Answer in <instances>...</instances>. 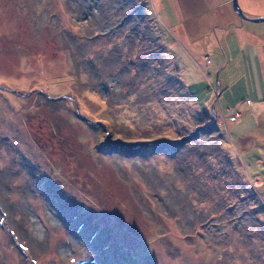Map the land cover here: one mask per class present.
Returning <instances> with one entry per match:
<instances>
[{"label":"rangeland","instance_id":"1","mask_svg":"<svg viewBox=\"0 0 264 264\" xmlns=\"http://www.w3.org/2000/svg\"><path fill=\"white\" fill-rule=\"evenodd\" d=\"M263 71L231 0H0V264H264Z\"/></svg>","mask_w":264,"mask_h":264},{"label":"trees","instance_id":"2","mask_svg":"<svg viewBox=\"0 0 264 264\" xmlns=\"http://www.w3.org/2000/svg\"><path fill=\"white\" fill-rule=\"evenodd\" d=\"M47 195V196H46ZM46 195L44 196L46 200H51L52 202L53 201H56V199L58 198H54L52 197L51 195H49L48 193H46ZM55 203V202H54ZM58 215L60 217H63L65 216L64 214H62L60 211H58ZM79 220V218H78ZM80 222V221H79ZM77 228H74V230L78 231L79 233H82L83 235H85L86 237H89V242H87V245L92 249H100L101 251H106L108 250L110 247H112L114 244H113V240L111 239H108V237L106 236H103V237H100V239L102 241H100V239H97L99 237H97L96 235H99V229H100V225L98 224L97 226H94L92 231L90 232L89 229L85 230L83 224L80 222V224H78L77 226H75ZM70 231H72V228L71 227H68ZM97 229V230H96ZM102 231V230H101ZM102 233V232H101ZM100 233V234H101ZM97 242H100L101 244L97 245ZM117 253V252H116ZM91 262L93 264H99L97 263L96 261L93 260V258H91ZM113 262H115V260L112 261V264Z\"/></svg>","mask_w":264,"mask_h":264},{"label":"water","instance_id":"3","mask_svg":"<svg viewBox=\"0 0 264 264\" xmlns=\"http://www.w3.org/2000/svg\"><path fill=\"white\" fill-rule=\"evenodd\" d=\"M231 4H232V7L234 8V10L239 13V15L242 17V18H247V19H250V20H264V15H260V14H247L243 7L241 6L239 0H231ZM12 90H17V91H20L22 94H24L25 92L24 91H21L20 89L18 88H12ZM78 107V106H77ZM215 111V110H214ZM80 116H83L81 113H79ZM190 136H186L184 139H181L179 140V142H183L185 139L189 138ZM136 149V148H135ZM134 149V150H135ZM139 149V147L137 148Z\"/></svg>","mask_w":264,"mask_h":264},{"label":"crops","instance_id":"4","mask_svg":"<svg viewBox=\"0 0 264 264\" xmlns=\"http://www.w3.org/2000/svg\"><path fill=\"white\" fill-rule=\"evenodd\" d=\"M262 36V35H261ZM263 37V36H262ZM260 51V50H259ZM241 52V50L240 49H237V52H236V54H235V58L238 56V54ZM221 67V66H220ZM264 72V71H263ZM250 98V97H249ZM250 100H251V98H250ZM255 103V105L257 104V105H259V104H261V105H264V101H262V100H258V101H255L254 102Z\"/></svg>","mask_w":264,"mask_h":264},{"label":"built area","instance_id":"5","mask_svg":"<svg viewBox=\"0 0 264 264\" xmlns=\"http://www.w3.org/2000/svg\"><path fill=\"white\" fill-rule=\"evenodd\" d=\"M230 115H231V117L233 116V114H232V113H231Z\"/></svg>","mask_w":264,"mask_h":264}]
</instances>
